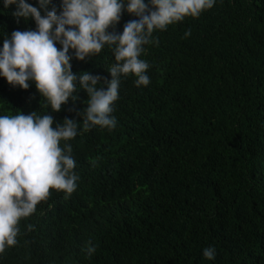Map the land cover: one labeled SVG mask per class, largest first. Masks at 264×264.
<instances>
[{
    "label": "trees",
    "instance_id": "obj_1",
    "mask_svg": "<svg viewBox=\"0 0 264 264\" xmlns=\"http://www.w3.org/2000/svg\"><path fill=\"white\" fill-rule=\"evenodd\" d=\"M52 5L59 13L60 0ZM14 11L0 0V44L36 27ZM132 19L122 10L109 31ZM152 36L158 43L140 56L149 84L120 77L115 128L81 129L68 141L76 189H50L0 264H264V0H216ZM112 62L109 49L70 61L77 77L107 79ZM28 83L0 76V115L46 112L52 127L82 119L84 89L53 111ZM86 241L96 245L90 257ZM207 246L213 260L202 255Z\"/></svg>",
    "mask_w": 264,
    "mask_h": 264
},
{
    "label": "clouds",
    "instance_id": "obj_2",
    "mask_svg": "<svg viewBox=\"0 0 264 264\" xmlns=\"http://www.w3.org/2000/svg\"><path fill=\"white\" fill-rule=\"evenodd\" d=\"M51 2L36 0L37 6H33L27 0H3L5 8L15 5L14 17H32L36 27L13 30L3 39L0 76L25 89L33 81L53 111L60 110L70 97L76 99L77 88L84 89L88 98L79 123L64 118L52 127L53 117L46 112L0 115V253L17 243L20 220L35 212L50 189L65 194L76 189L79 176L68 141L81 129L115 128L117 120L112 113L120 77L133 75L137 87L149 84V63L140 56L144 45L158 43L153 31H163L185 16L197 17L216 0H60L59 13L55 5L47 7ZM122 10L137 19L124 23L121 32L109 31L120 20ZM104 49H109L113 58L107 68L111 79L87 72L77 77L71 71L73 56L84 60ZM95 249V244L86 241L81 251L90 257ZM202 255L213 260L215 248H203Z\"/></svg>",
    "mask_w": 264,
    "mask_h": 264
}]
</instances>
